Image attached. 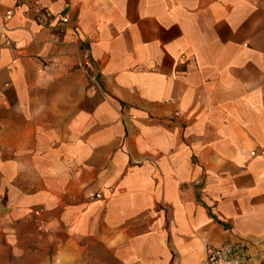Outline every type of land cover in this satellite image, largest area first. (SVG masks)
Returning a JSON list of instances; mask_svg holds the SVG:
<instances>
[{"label":"crops","instance_id":"crops-1","mask_svg":"<svg viewBox=\"0 0 264 264\" xmlns=\"http://www.w3.org/2000/svg\"><path fill=\"white\" fill-rule=\"evenodd\" d=\"M6 10L0 264L264 259V0Z\"/></svg>","mask_w":264,"mask_h":264},{"label":"built area","instance_id":"built-area-1","mask_svg":"<svg viewBox=\"0 0 264 264\" xmlns=\"http://www.w3.org/2000/svg\"><path fill=\"white\" fill-rule=\"evenodd\" d=\"M13 14L12 10H6L1 16L0 27L3 34V43L6 46L11 45V41L6 37L4 31L6 30V21ZM46 16L51 18V13L46 11ZM62 23H66V17H60ZM88 67L89 64L86 63ZM252 155L255 153L252 152ZM99 197V195H96ZM202 264H264V259H254L249 254L246 246L242 242L226 243L221 246H207L204 250V259Z\"/></svg>","mask_w":264,"mask_h":264}]
</instances>
